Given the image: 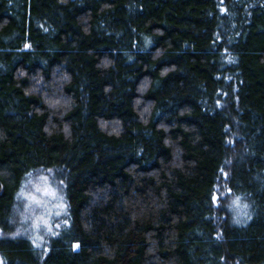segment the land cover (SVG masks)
Returning <instances> with one entry per match:
<instances>
[{
  "label": "trees",
  "instance_id": "16d2710c",
  "mask_svg": "<svg viewBox=\"0 0 264 264\" xmlns=\"http://www.w3.org/2000/svg\"><path fill=\"white\" fill-rule=\"evenodd\" d=\"M0 260L264 264V0H0Z\"/></svg>",
  "mask_w": 264,
  "mask_h": 264
},
{
  "label": "rangeland",
  "instance_id": "374dc122",
  "mask_svg": "<svg viewBox=\"0 0 264 264\" xmlns=\"http://www.w3.org/2000/svg\"><path fill=\"white\" fill-rule=\"evenodd\" d=\"M15 212L16 233L42 246L66 224L63 186L56 184L50 173L28 176L19 193Z\"/></svg>",
  "mask_w": 264,
  "mask_h": 264
}]
</instances>
